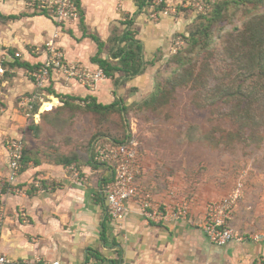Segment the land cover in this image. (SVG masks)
<instances>
[{
	"label": "rangeland",
	"instance_id": "1",
	"mask_svg": "<svg viewBox=\"0 0 264 264\" xmlns=\"http://www.w3.org/2000/svg\"><path fill=\"white\" fill-rule=\"evenodd\" d=\"M6 1L19 12H0V21L29 9L22 0H0ZM137 4L139 30L132 23L126 29L146 41L144 73L114 84L116 100L108 108L71 99L60 105L62 98L54 104L57 98L44 94L37 112L52 110V104L56 109L43 115L42 124L31 120L28 135H43L54 159L70 157L78 164L92 161L94 142L134 137L143 158L157 150L158 169H186L194 181L206 183L210 199L240 187L230 223L264 234V62L251 69L252 45L228 36L264 14V0ZM166 8L175 11L164 14Z\"/></svg>",
	"mask_w": 264,
	"mask_h": 264
},
{
	"label": "crops",
	"instance_id": "2",
	"mask_svg": "<svg viewBox=\"0 0 264 264\" xmlns=\"http://www.w3.org/2000/svg\"><path fill=\"white\" fill-rule=\"evenodd\" d=\"M77 3L79 21L66 26L59 37L67 59L89 66L98 65L95 56L118 61V57L112 56L109 38L120 35L126 29L124 21L133 20V16L132 26L139 30L141 16L137 0H78ZM15 6L9 1L0 2V12L6 16L17 14ZM24 13L0 21V66L4 69L0 73V178L8 170L6 140L22 138L26 146L18 177L25 193H5L1 199L0 250L11 259L39 257L60 260L63 264H251L264 255V234L258 231L238 229L245 235L244 241L212 243L201 227L211 198L206 183L194 181L186 169L163 173L158 169L162 165L154 161L158 159L155 149L143 158L140 182L164 204L174 202L181 194L192 193L189 217L156 222L144 219L134 210L119 222L109 217L100 191L110 177V170L93 164L90 159L79 164L66 163L65 157L56 160L49 156L43 135H28L31 120L42 124L43 115L56 109L52 104L53 109L45 111L42 105L44 111L37 112L33 118L19 104L23 95L37 91L29 70L47 57L43 47L54 32V22L45 13L36 14L30 9ZM135 37L142 42L145 57L146 41L139 34ZM48 86L43 95L56 97L51 100L54 104L61 98L60 105L66 99L84 105L94 98L103 104L116 100L111 78L89 89L54 73ZM72 164L85 172L86 182L72 177ZM169 188H174L178 195H170Z\"/></svg>",
	"mask_w": 264,
	"mask_h": 264
},
{
	"label": "built area",
	"instance_id": "3",
	"mask_svg": "<svg viewBox=\"0 0 264 264\" xmlns=\"http://www.w3.org/2000/svg\"><path fill=\"white\" fill-rule=\"evenodd\" d=\"M22 1L30 10L45 13L54 22V32L43 47L47 57L29 70L37 91L23 95L19 101L26 115L35 118L38 115L37 111H34L36 102L43 100V94L39 92V89L48 86L52 74L58 73L67 79H74L89 89H94L99 81L107 78V75L100 65L89 66L81 61L67 59L59 45V37L63 29L77 23L81 17L76 0ZM171 9L175 11V8H166L163 13L168 14ZM15 55L20 56V52H16ZM3 72L4 69L0 66V73ZM6 147L9 156L8 170L7 174L0 178V204L5 193H25L18 182L23 167L25 142L18 137L8 138ZM91 158L94 164L103 165L110 170V177L103 183L100 193L104 195L106 211L113 221L119 222L126 219L132 210L144 219L156 222L189 217L193 206L192 193L177 196V191L169 188V194L177 196V199L170 204H164L154 198L150 188L142 186L140 179L144 171L143 157L138 141L134 137L129 136L123 141L94 142ZM70 172L76 181L86 182L87 175L76 164L70 166ZM240 191L241 188L236 186L226 195L207 202L201 227L208 239L216 245H224L232 241L241 242L246 239L245 235L230 223ZM0 264L63 263L60 260L39 257L11 259L0 250ZM251 264H264V255L258 256Z\"/></svg>",
	"mask_w": 264,
	"mask_h": 264
},
{
	"label": "trees",
	"instance_id": "4",
	"mask_svg": "<svg viewBox=\"0 0 264 264\" xmlns=\"http://www.w3.org/2000/svg\"><path fill=\"white\" fill-rule=\"evenodd\" d=\"M78 2V0H76ZM79 5V3H78ZM220 10H216V13H219ZM215 13V14H216ZM36 14H43V13H36ZM213 17V16H212ZM124 23L128 26L132 23V20L129 19L125 20ZM237 31V32H236ZM234 32H231L228 34L229 37H233V40H239L243 43V45L250 44V52H252L251 56V65L250 68L253 69L255 66H261L264 62V14H259L256 17H254L249 23L245 24L244 29L239 30L237 29ZM134 31H129L127 29H124L123 32L120 35H112L109 38V45L112 52V56L114 58L118 57V61L114 62L112 60H108L105 58H101L99 56L94 57V61L98 65H100L106 75L113 76L115 72H121L120 77L115 78L114 84L117 85L120 81H127L128 79L135 77L137 75H140L144 73V54H143V44L142 42L137 39L136 37H133ZM94 39L98 40L97 37H94ZM124 42L123 47L121 44ZM136 44L137 45V51H133L132 49L128 50V47L130 44ZM24 64V63H20ZM37 64L34 66H31L30 69H33ZM192 74V73H191ZM113 101L112 103H114ZM65 103V102H64ZM109 104H103L98 103L96 99H92L87 104L89 107L91 104H94V108H108ZM38 105L35 106L34 111H37ZM129 136H124L120 139H114V141H123ZM25 151L26 146L24 149V156H23V162L25 158ZM93 155V154H92ZM91 155V157H92ZM66 163L72 162L74 159L67 157L64 159ZM92 162V161H91ZM93 163V162H92ZM94 164V163H93Z\"/></svg>",
	"mask_w": 264,
	"mask_h": 264
},
{
	"label": "bare ground",
	"instance_id": "5",
	"mask_svg": "<svg viewBox=\"0 0 264 264\" xmlns=\"http://www.w3.org/2000/svg\"><path fill=\"white\" fill-rule=\"evenodd\" d=\"M52 103V102H51ZM50 106H52V105H50ZM41 107H42V104H41Z\"/></svg>",
	"mask_w": 264,
	"mask_h": 264
}]
</instances>
